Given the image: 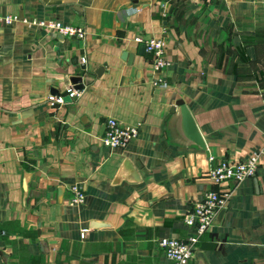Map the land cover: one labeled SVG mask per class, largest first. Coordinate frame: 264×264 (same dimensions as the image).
<instances>
[{
	"label": "crops",
	"instance_id": "1",
	"mask_svg": "<svg viewBox=\"0 0 264 264\" xmlns=\"http://www.w3.org/2000/svg\"><path fill=\"white\" fill-rule=\"evenodd\" d=\"M0 14L87 34L0 24V264H171L158 241L187 238L185 216L218 189L210 157L264 149V0H0ZM137 37L165 42L161 76ZM111 118L140 126L127 147L103 146ZM224 186L189 264H264V156Z\"/></svg>",
	"mask_w": 264,
	"mask_h": 264
},
{
	"label": "built area",
	"instance_id": "2",
	"mask_svg": "<svg viewBox=\"0 0 264 264\" xmlns=\"http://www.w3.org/2000/svg\"><path fill=\"white\" fill-rule=\"evenodd\" d=\"M15 23L49 30L64 37L78 40L85 39L87 35L83 28L65 25L56 20H38L23 18L13 14H0L1 25L11 26ZM134 41L144 46L146 53L151 58L153 72L161 76L169 66V61L165 55V42L160 39H145L143 37H137ZM83 62L85 63L86 60L83 59ZM161 81L160 79L158 82ZM67 93L71 99L77 98L80 95L74 88L68 89ZM48 101L52 106L62 105L66 102L65 98L61 95L49 96ZM139 133L140 126H127L111 118L106 123V131L101 141L103 146L108 149L125 148L137 138ZM263 156L264 149L255 152L246 160L238 163H231L228 160L216 161L214 157H210L212 168L209 172V177L218 189L206 192L202 200L185 216L184 223L189 230L187 238H161L158 241V246L171 264L190 263L196 254L197 246L201 239L214 226L218 213L225 209L229 202L231 192L225 189L224 185L231 182L240 183L254 177L258 172L259 161ZM71 192V205H78L84 202L85 193L80 185H72ZM88 231L83 230L81 233L82 239H85Z\"/></svg>",
	"mask_w": 264,
	"mask_h": 264
},
{
	"label": "water",
	"instance_id": "3",
	"mask_svg": "<svg viewBox=\"0 0 264 264\" xmlns=\"http://www.w3.org/2000/svg\"><path fill=\"white\" fill-rule=\"evenodd\" d=\"M126 54L124 55V58H126ZM71 84L74 86V88L77 91H82L84 89L83 86V78L79 77V76H73L71 79ZM82 84V85H81ZM177 105L181 107L180 111L181 114L183 116V119L188 123V121L190 122V126H191V137H192V142L199 146L202 149H207L206 143L204 141V139L202 138V135L200 134V131L198 130L197 126L195 125V123L192 120V117L190 115V112L187 108V106L184 104L183 101H179L177 102ZM137 178V177H136ZM225 210H221L220 213L218 214V216L215 219L214 224H216L217 219H222V217L224 216Z\"/></svg>",
	"mask_w": 264,
	"mask_h": 264
}]
</instances>
